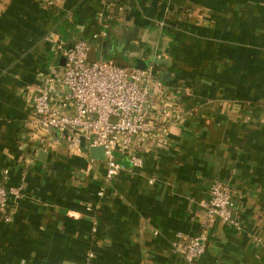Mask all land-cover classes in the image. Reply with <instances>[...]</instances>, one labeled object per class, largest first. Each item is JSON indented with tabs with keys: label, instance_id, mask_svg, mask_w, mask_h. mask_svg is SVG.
Segmentation results:
<instances>
[{
	"label": "crops",
	"instance_id": "obj_1",
	"mask_svg": "<svg viewBox=\"0 0 264 264\" xmlns=\"http://www.w3.org/2000/svg\"><path fill=\"white\" fill-rule=\"evenodd\" d=\"M75 37L90 61L147 63L183 112L141 168L118 155L128 170L109 183L90 152L28 142L29 95L59 75L55 44ZM5 169L24 189L0 219V264H188L178 235L202 233L195 264H264V0H0V179ZM215 180L232 189L238 228L203 226Z\"/></svg>",
	"mask_w": 264,
	"mask_h": 264
},
{
	"label": "built area",
	"instance_id": "obj_2",
	"mask_svg": "<svg viewBox=\"0 0 264 264\" xmlns=\"http://www.w3.org/2000/svg\"><path fill=\"white\" fill-rule=\"evenodd\" d=\"M91 49L78 37L70 44L64 40L55 44L53 52L65 58V65L60 67L59 75L53 70L42 76L29 95L27 137L37 148L65 147L74 155L103 148L105 181L109 183L128 170L118 155L125 156L131 168H141L145 156L167 146L169 129L182 120L183 112L178 103L170 104L165 99V84L153 68L141 70L120 67L113 61H90ZM97 161L92 158L91 164ZM9 175L10 170L5 169L0 179V219L5 222L12 220L13 204L22 199L24 189L23 185H9ZM104 194L102 188L98 195ZM200 205L206 211L204 227L216 219L239 227L228 184L213 181L209 199ZM92 231H98L95 219ZM178 238L175 250L188 264H195L205 254V233L190 239L179 234Z\"/></svg>",
	"mask_w": 264,
	"mask_h": 264
},
{
	"label": "water",
	"instance_id": "obj_3",
	"mask_svg": "<svg viewBox=\"0 0 264 264\" xmlns=\"http://www.w3.org/2000/svg\"><path fill=\"white\" fill-rule=\"evenodd\" d=\"M60 65L61 66L65 65V58L61 59ZM137 68L141 69V70H145V69L148 68V64L139 61L138 65H137ZM90 153H91V156H92L93 159L103 161L104 158H105L104 157V149L103 148H93V149L90 150Z\"/></svg>",
	"mask_w": 264,
	"mask_h": 264
},
{
	"label": "trees",
	"instance_id": "obj_4",
	"mask_svg": "<svg viewBox=\"0 0 264 264\" xmlns=\"http://www.w3.org/2000/svg\"><path fill=\"white\" fill-rule=\"evenodd\" d=\"M154 73H155V72H154ZM155 75H156V74H155ZM28 142H29V144L32 146V148H33L34 150L37 149V147H36L34 144L30 143L29 139H28Z\"/></svg>",
	"mask_w": 264,
	"mask_h": 264
}]
</instances>
